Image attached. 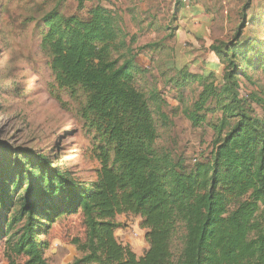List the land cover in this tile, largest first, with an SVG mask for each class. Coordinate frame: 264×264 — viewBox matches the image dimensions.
<instances>
[{
	"label": "trees",
	"instance_id": "16d2710c",
	"mask_svg": "<svg viewBox=\"0 0 264 264\" xmlns=\"http://www.w3.org/2000/svg\"><path fill=\"white\" fill-rule=\"evenodd\" d=\"M185 1L176 0L174 14ZM250 3L233 39L209 47L224 65L221 79L215 66L201 74L184 66L160 96L134 82L145 71L137 55L158 43L134 51V36L112 8L100 2L84 8L77 0L75 13L56 8L41 18L40 48L57 89L79 101L99 168L95 179L82 180L44 154L0 142L7 264H48L42 237L56 220L72 216L83 237L74 240L81 255L68 264H264V116L254 114L257 105L264 115V99L242 94L240 84L250 79L248 69L264 73V42L242 39ZM194 83L200 91L183 116L213 134L208 154L191 164L156 145L155 116L166 120L161 106L169 87L183 103L181 91ZM119 215L140 218L148 244L141 256L117 241Z\"/></svg>",
	"mask_w": 264,
	"mask_h": 264
},
{
	"label": "rangeland",
	"instance_id": "374dc122",
	"mask_svg": "<svg viewBox=\"0 0 264 264\" xmlns=\"http://www.w3.org/2000/svg\"><path fill=\"white\" fill-rule=\"evenodd\" d=\"M97 2L120 15L125 32L135 38L134 51L158 43V49H145L137 55L136 63L145 71L134 74V82L146 94L154 91L160 96L158 91L166 80L184 66L197 74L215 66L213 72L221 79L224 65L209 47L233 39L243 24L246 0H186L175 14L176 0H84V8ZM76 6L77 0H0V142L44 154L79 179L93 180L99 163L78 116L79 101L57 89L48 58L40 48L41 18L56 8L63 14L75 13ZM244 13L249 22L244 24L242 39L264 42V0H251ZM246 74L250 79L240 78L242 94L256 92L264 99V73L256 68ZM168 89L167 105L161 106L166 120L160 114L155 116L156 145L192 164L208 154L213 134L205 125L192 127L182 113L200 87L195 83L186 86L181 91L183 103L176 99L173 88ZM254 114L264 116L257 105ZM116 220L122 224L114 233L117 241L141 256L148 244L140 218L119 215ZM77 237L82 239L83 228L76 216L52 223L42 237L49 242L48 264H68L79 257L74 244ZM0 264H7L1 240Z\"/></svg>",
	"mask_w": 264,
	"mask_h": 264
},
{
	"label": "crops",
	"instance_id": "0c3cea01",
	"mask_svg": "<svg viewBox=\"0 0 264 264\" xmlns=\"http://www.w3.org/2000/svg\"><path fill=\"white\" fill-rule=\"evenodd\" d=\"M139 219V217H137Z\"/></svg>",
	"mask_w": 264,
	"mask_h": 264
}]
</instances>
